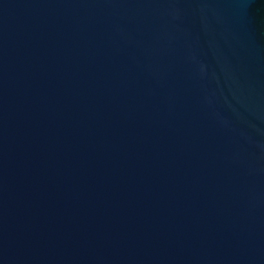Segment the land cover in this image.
Returning <instances> with one entry per match:
<instances>
[{"label":"water","instance_id":"obj_1","mask_svg":"<svg viewBox=\"0 0 264 264\" xmlns=\"http://www.w3.org/2000/svg\"><path fill=\"white\" fill-rule=\"evenodd\" d=\"M0 264H264V0H0Z\"/></svg>","mask_w":264,"mask_h":264}]
</instances>
